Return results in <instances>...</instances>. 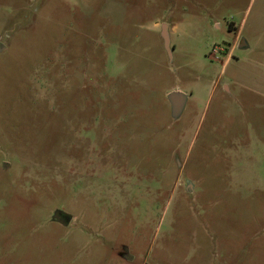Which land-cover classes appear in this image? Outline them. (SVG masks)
<instances>
[{"label":"rangeland","instance_id":"374dc122","mask_svg":"<svg viewBox=\"0 0 264 264\" xmlns=\"http://www.w3.org/2000/svg\"><path fill=\"white\" fill-rule=\"evenodd\" d=\"M0 264H264V0H0Z\"/></svg>","mask_w":264,"mask_h":264},{"label":"water","instance_id":"95a60500","mask_svg":"<svg viewBox=\"0 0 264 264\" xmlns=\"http://www.w3.org/2000/svg\"><path fill=\"white\" fill-rule=\"evenodd\" d=\"M161 34H162L164 46H165L166 50L168 52H170L169 36L167 33V26L166 25H162ZM167 100H168L169 105H170L171 116L174 120H177L184 110V107H185V104L187 101V97H186V95L179 93V92H171L167 95ZM58 214H60V212L54 213V215H53L54 220H58L62 225H67L70 222V219H71L70 216L65 215L64 220H63V219L59 218Z\"/></svg>","mask_w":264,"mask_h":264},{"label":"flooded vegetation","instance_id":"af4514ba","mask_svg":"<svg viewBox=\"0 0 264 264\" xmlns=\"http://www.w3.org/2000/svg\"><path fill=\"white\" fill-rule=\"evenodd\" d=\"M58 216H59L60 219H63L64 220V218H62L63 217L62 214H58ZM56 221H58V220H56Z\"/></svg>","mask_w":264,"mask_h":264}]
</instances>
